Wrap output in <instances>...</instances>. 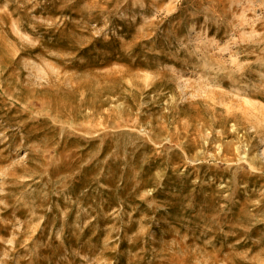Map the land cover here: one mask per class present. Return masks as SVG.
Wrapping results in <instances>:
<instances>
[{"label": "rangeland", "instance_id": "1", "mask_svg": "<svg viewBox=\"0 0 264 264\" xmlns=\"http://www.w3.org/2000/svg\"><path fill=\"white\" fill-rule=\"evenodd\" d=\"M0 264H264V0H0Z\"/></svg>", "mask_w": 264, "mask_h": 264}]
</instances>
